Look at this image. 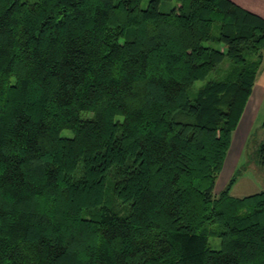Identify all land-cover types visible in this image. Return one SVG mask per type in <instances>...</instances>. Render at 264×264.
Wrapping results in <instances>:
<instances>
[{
    "label": "trees",
    "instance_id": "1",
    "mask_svg": "<svg viewBox=\"0 0 264 264\" xmlns=\"http://www.w3.org/2000/svg\"><path fill=\"white\" fill-rule=\"evenodd\" d=\"M263 60L232 0H0V264H264L215 192Z\"/></svg>",
    "mask_w": 264,
    "mask_h": 264
},
{
    "label": "rangeland",
    "instance_id": "2",
    "mask_svg": "<svg viewBox=\"0 0 264 264\" xmlns=\"http://www.w3.org/2000/svg\"><path fill=\"white\" fill-rule=\"evenodd\" d=\"M147 2L148 0H142V5H146ZM173 4V1L164 3L162 9L168 10ZM62 134L69 135L71 133L69 130H63ZM263 138L264 105L262 104L255 116L250 114L247 122H243L241 128L233 132L231 145L228 149L223 168L216 179V193H219L226 187L227 182L233 175L236 179L229 188L228 193L234 197H242L264 188V165L259 162L258 150ZM214 243L218 244L219 239L211 237L210 244L213 247H217L218 245L215 246Z\"/></svg>",
    "mask_w": 264,
    "mask_h": 264
},
{
    "label": "crops",
    "instance_id": "3",
    "mask_svg": "<svg viewBox=\"0 0 264 264\" xmlns=\"http://www.w3.org/2000/svg\"><path fill=\"white\" fill-rule=\"evenodd\" d=\"M232 1H234L236 4L240 5L241 7L253 13H256L264 18V0H232ZM263 102H264V60L256 76L255 83L252 87V92L248 98V101L240 118L237 129L241 128L243 122H247V120L250 117V114H253V116L257 114L258 109H260L262 104L264 105ZM248 130L249 128L247 129V132Z\"/></svg>",
    "mask_w": 264,
    "mask_h": 264
}]
</instances>
